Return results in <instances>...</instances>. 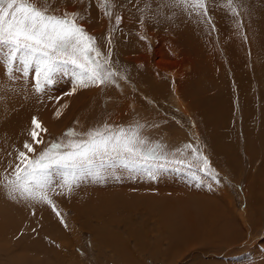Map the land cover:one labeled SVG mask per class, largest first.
I'll return each instance as SVG.
<instances>
[{
    "label": "rangeland",
    "instance_id": "rangeland-1",
    "mask_svg": "<svg viewBox=\"0 0 264 264\" xmlns=\"http://www.w3.org/2000/svg\"><path fill=\"white\" fill-rule=\"evenodd\" d=\"M46 6L56 16L74 13L94 38L92 59L108 58L119 75L84 86L79 69L68 64L48 83L35 63L25 71L19 56L9 63L1 55L6 83L32 91L33 117L46 131L37 130L42 142L36 143L32 130L16 134L12 122L0 219L16 218L18 195L12 198L8 181L24 166L20 152L35 160L53 143L66 151L70 140H86L89 130L107 125L113 132L135 130L145 141L138 147L152 155L131 167L97 164L78 173L71 190L53 172L48 201L34 209L39 220L29 216L30 224L0 232V264H264V58L250 43L251 34L264 38V0H205L196 11L155 0L157 13L144 17L133 0H47ZM163 12L176 14L172 22ZM214 93L224 109L213 121L207 101ZM9 116L16 118V106ZM171 223L194 229L176 235Z\"/></svg>",
    "mask_w": 264,
    "mask_h": 264
},
{
    "label": "snow or ice",
    "instance_id": "snow-or-ice-1",
    "mask_svg": "<svg viewBox=\"0 0 264 264\" xmlns=\"http://www.w3.org/2000/svg\"><path fill=\"white\" fill-rule=\"evenodd\" d=\"M176 3L185 9L193 7V11L205 7V0H176ZM5 4L7 7L3 6ZM46 5L47 0H0V55L5 56L9 63L19 56L25 71L30 63H35L37 76H43L48 83L52 82V73L61 71L68 64L74 66V70L79 69L76 74L84 86H87L85 81L97 85L114 82L112 77L119 73L112 69L108 58L92 59L94 38L86 37L83 28L75 22L76 15L65 13L61 17L50 14ZM106 14L111 15V12ZM116 19L119 22L120 18ZM32 124L30 135L33 141L41 143L37 139L39 131L46 130L35 117ZM86 135V140H70L64 146L68 149L66 151H59L61 145L53 143L35 160L20 152L18 159L24 166L17 165L13 170L14 179L8 181L12 198L18 195L20 199L48 201L46 189L52 182L53 172L60 173L63 186L71 190L78 179L77 174L91 170L97 164L103 167L107 163L121 161L131 167L140 161L147 163L152 155L151 149L143 152L138 147L145 141L138 138L135 130L131 133L124 129L113 132L105 125L89 130ZM24 147L29 152L34 151L27 142ZM193 154L196 155L195 152ZM200 159L206 166L207 159Z\"/></svg>",
    "mask_w": 264,
    "mask_h": 264
},
{
    "label": "bare ground",
    "instance_id": "bare-ground-1",
    "mask_svg": "<svg viewBox=\"0 0 264 264\" xmlns=\"http://www.w3.org/2000/svg\"><path fill=\"white\" fill-rule=\"evenodd\" d=\"M141 1H143V3H141ZM171 1V0H170ZM133 2H135V3H139L140 4V10L142 11V15H143V17H144V14L146 13V12H148L149 13V16H152V13L154 14V12H153V10L155 11V9H153V7H154V2H155V0H133ZM166 3V2H165ZM158 4V3H157ZM167 4V3H166ZM166 4L164 5V3H163V5L164 6H166ZM171 5V4H170ZM173 6L175 5V3H173L172 4ZM246 5V4H245ZM162 6V5H161ZM176 6V5H175ZM175 6H174V8H175ZM157 7H158V5H157ZM168 7H169V5H168ZM263 7V6H262ZM162 8H163V6H162ZM170 8V7H169ZM153 9V10H152ZM158 10H159V8H157ZM156 9V10H157ZM160 9H161V7H160ZM248 8H246V10H247ZM170 10H171V8H170ZM251 11H252V8L250 9ZM260 10V9H259ZM264 10V9H263ZM161 11V10H160ZM245 11V10H244ZM249 11V10H248ZM255 11V10H254ZM165 12V11H164ZM164 12L162 13V15H160V16H163V14H164ZM172 12V11H171ZM239 12V11H238ZM256 12V11H255ZM155 13H157L156 11H155ZM158 13L160 14V12L158 11ZM166 13V12H165ZM158 14V15H159ZM249 14H251V12L249 13ZM164 15H168V14H164ZM174 15H176V14H173L172 16L170 15H168L167 17L169 18V17H172L173 18V16ZM245 15V14H244ZM147 16V15H146ZM181 16H183V15H181ZM252 16V15H251ZM257 16V15H256ZM148 17V16H147ZM186 17V16H185ZM253 17V16H252ZM255 17V16H254ZM253 17V18H254ZM130 18V17H129ZM163 18V17H162ZM172 18H169L168 20H171V22H172V20L174 19H172ZM176 18V17H175ZM178 18V17H177ZM194 18V17H193ZM253 18H251V19H253ZM259 18V17H258ZM179 19V18H178ZM186 19V18H185ZM261 19V18H260ZM149 21L151 20L150 19V17H149V19H148ZM184 20V19H183ZM249 20V19H248ZM255 20V19H254ZM253 20V21H254ZM256 20H257V18H256ZM255 20V21H256ZM262 20V19H261ZM260 20V21H261ZM165 21V20H164ZM254 21V22H255ZM259 21V20H258ZM170 22V23H171ZM174 22V21H173ZM163 23V22H162ZM177 23V22H176ZM182 23V22H181ZM256 23V22H255ZM263 23V22H262ZM168 23H164V25H167ZM174 24V23H173ZM172 24V25H173ZM185 24H186V21H185ZM176 24H174V26H175ZM180 25V24H179ZM123 26V25H122ZM162 26V25H161ZM183 26V25H182ZM164 27H167V26H164ZM184 27V26H183ZM260 27V26H259ZM256 28V27H255ZM123 29H124V26H123ZM187 29H188V25H187ZM164 30V29H163ZM162 30V31H163ZM167 30V29H166ZM166 30H164V32L166 31ZM218 30V29H217ZM241 30V29H240ZM192 31V30H191ZM243 31V30H242ZM192 32H194V31H192ZM253 32V31H252ZM180 33V32H179ZM178 33V34H179ZM185 33V32H184ZM177 34V35H178ZM158 35H160V34H158ZM158 35H157V37L156 38H158ZM162 35H165V34H162ZM171 35V34H170ZM182 35H184V34H182ZM189 37H190V34L188 33L187 34ZM259 35V34H258ZM255 36V35H253V34H251V45H252V51L254 52V54H256V51L257 50H259L258 52L259 53H261L262 51H263V55L261 56V58H264V49L263 48H260V46L262 45V46H264V38H262V39H259V36ZM154 36V35H153ZM167 36V35H166ZM169 36V35H168ZM183 37V36H182ZM186 37V36H185ZM197 37V36H196ZM249 37V36H248ZM128 38V37H127ZM161 38H162V36H161ZM176 38H178V37H176ZM187 38V37H186ZM192 38V37H191ZM195 38V37H194ZM159 40V39H158ZM224 40V39H223ZM184 42H185V40H184ZM187 43V42H186ZM249 43V44H250ZM259 44V45H258ZM178 46V45H177ZM248 46V45H247ZM249 47V46H248ZM250 48V49H251ZM118 49V48H117ZM119 49H121L120 47H119ZM118 49V50H119ZM123 51V50H122ZM158 51V50H157ZM133 52V51H132ZM139 52V51H138ZM248 52V51H247ZM252 52V53H253ZM248 53H250V52H248ZM251 54V53H250ZM258 54V53H257ZM132 55H134V53L132 54ZM131 55V56H132ZM138 55V54H137ZM140 55V54H139ZM144 56V55H143ZM249 56V55H248ZM259 56V55H258ZM134 57H137V56H134ZM145 58V57H144ZM255 58V57H254ZM134 59V58H133ZM138 60V59H137ZM141 60V59H140ZM227 60V59H226ZM253 60V59H252ZM136 61V59H134V62ZM141 62V61H140ZM144 62V61H143ZM146 62V61H145ZM253 63V62H252ZM141 64V63H140ZM140 64H136V65H140ZM145 64V63H144ZM143 64V65H144ZM146 65V64H145ZM137 66V67H138ZM228 66H230L229 64H228ZM136 67V68H137ZM140 67V66H139ZM144 67V66H143ZM260 67L262 68L263 67V72H264V63L263 64H261L260 65ZM11 68V67H10ZM141 69V68H140ZM254 69V68H253ZM260 69V68H259ZM256 70V69H255ZM254 70V71H255ZM252 71V70H251ZM261 71V69L258 71V73ZM253 72V71H252ZM236 73V72H235ZM234 73V74H235ZM242 73V72H241ZM240 73V74H241ZM258 73H255V76H257L258 75ZM32 74H34V73H32ZM264 74V73H263ZM0 75H1V84L3 85V87L2 88H0V196H3L5 193H7L8 191H7V189L3 186V179H2V174H3V170H4V168L7 166V163H6V161H5V159H4V155L10 150L8 147H7V143L9 142V139H11L10 137H8L9 135V131L11 130V125H12V122L13 121H15L16 120V130H15V133L16 134H21L22 132L24 133V130L26 131L27 129H29V131H31V130H33V126H32V121H33V114H34V111H35V109L34 108H32L31 106H30V96H31V93H32V91H30V90H28V89H26L23 85H19L18 87L19 88H17V89H14V88H11V86H9L7 83H6V80L8 79V75H6L5 73H4V71H3V63H2V58H1V55H0ZM155 75V74H154ZM236 75V74H235ZM156 76V75H155ZM202 76H203V74H202ZM237 76V75H236ZM196 77H197V75H196ZM235 77V76H234ZM240 77V76H239ZM168 78H169V75H168ZM200 78V77H199ZM200 80V79H199ZM31 81V80H30ZM242 81V80H241ZM241 81L240 82H236V83H239V85L241 84ZM194 82H196V79L194 80ZM201 82V81H200ZM255 82V81H254ZM203 83V82H202ZM235 83V82H234ZM68 84V83H67ZM141 84V83H140ZM197 84V83H196ZM174 86V85H173ZM178 86V85H177ZM180 86H182V84L180 85ZM235 86H236V84H235ZM196 87V86H195ZM199 87V86H198ZM240 88H239V90L241 91V88L243 89V87H241V85L239 86ZM244 87H245V85H244ZM70 89V88H69ZM77 90H78V92H76V91H73V93H71V95L70 96H72V94H79L80 92H81V87L80 88H76ZM245 89V88H244ZM73 90V89H72ZM71 90V91H72ZM179 90V89H178ZM184 90V89H183ZM239 90H237V91H239ZM70 91V90H69ZM92 91V90H91ZM243 91V90H242ZM246 91V90H245ZM82 93V92H81ZM180 93V92H179ZM191 93V92H190ZM178 94V93H177ZM184 94H186V93H184ZM243 94H245V92L243 91ZM57 95H58V93H56V95L54 96V97H52V99L53 98H56L57 97ZM238 95H239V93H238ZM240 95H241V93H240ZM69 96V95H68ZM242 96V95H241ZM243 98V97H242ZM241 98V99H242ZM73 100V99H72ZM52 101H57V99H55V100H52ZM243 101V100H242ZM208 105H209V111H208V113H209V115H210V117L212 118V120L214 121V120H216L219 116H220V114L222 113V111H223V107H222V105H223V103H222V100H221V96H219L217 93H214L213 94V96L211 97V98H208ZM228 102V101H227ZM243 102H245V101H243ZM50 103H51V101H50ZM49 103V104H50ZM206 105H207V103H205ZM264 105V104H263ZM16 106V118H14V119H11L10 118V114H12L13 113V108ZM53 108V107H52ZM264 108V107H263ZM43 109V108H42ZM48 109H50V107L48 108ZM41 110V109H40ZM202 111V110H201ZM242 111V110H241ZM15 112V111H14ZM35 112H37V111H35ZM42 112V111H41ZM39 114V113H38ZM42 114H44L45 116H47L45 113H43L42 112ZM39 115H41V114H39ZM38 115V116H39ZM43 117V116H42ZM50 117H51V115H50ZM220 117H222V116H220ZM224 117V116H223ZM49 118V117H48ZM38 119H41L40 117H38ZM221 119H223V118H221ZM37 120V119H36ZM39 121V120H38ZM51 121V120H50ZM203 121V120H202ZM42 122V121H41ZM14 123V122H13ZM109 124V123H108ZM114 124V123H113ZM116 124V123H115ZM114 124V125H115ZM111 125V124H110ZM214 128V127H213ZM14 130V129H13ZM223 130V129H222ZM196 132V131H195ZM26 133V132H25ZM45 133V132H44ZM22 135V134H21ZM11 136H14L15 137V135L14 134H11ZM43 136V135H42ZM16 137H20V135H17ZM22 138V137H21ZM11 140H13V139H11ZM10 140V141H11ZM19 140V139H18ZM17 140V141H18ZM11 143V142H10ZM12 143H13V141H12ZM12 143H11V145H12ZM19 143H21V142H19ZM14 144H16L17 145V143L15 142ZM9 146V145H8ZM159 152H161V151H159ZM18 204L20 205V207H18ZM40 205H42L43 206V204H42V202L40 201V202H38V201H36V200H32V199H20L19 197H18V199L16 200V211H15V213H16V218H13V217H10L11 218V220H9V219H0V232L1 231H4V230H8V229H10L11 228V226H13V225H17L18 223H23V224H26L25 222H27V223H29L30 221L32 222V223H36L38 220H39V217L34 213V209L35 208H39V210L41 209V206ZM11 207V206H10ZM44 207V206H43ZM44 212V211H43ZM46 212V211H45ZM44 212V215L41 217V218H44L45 220H49L51 217H48V216H46L47 214V212L45 213ZM46 214V215H45ZM11 216V215H10ZM29 216L31 217V219H30V221H28L27 219L29 218ZM4 217H6V216H4ZM6 218H8V217H6ZM34 221V222H33ZM30 222V223H31ZM29 223V224H30ZM28 224V225H29ZM173 223H171V225H172ZM11 225V226H10ZM46 226H50V228L52 227V224L51 223H48ZM172 227H173V230H176V232H175V234L176 235H179V234H182L181 233V231L182 230H185V233H186V235H190L191 233L189 232V231H187V230H193L194 229V226H189V225H187V224H184L183 223V227H184V229H182L183 227L182 226H178V225H175V224H173L172 225ZM171 227V228H172ZM46 228H48V227H46ZM131 230V229H130ZM197 232V231H196ZM198 234H199V232H198ZM196 235V234H195ZM192 241V240H191ZM191 241H189V242H191ZM194 241H196L195 239H194ZM122 252H124V251H122ZM121 252V253H122ZM125 254V253H124ZM123 254V255H124ZM126 260V259H125ZM128 260H129V258H128Z\"/></svg>",
    "mask_w": 264,
    "mask_h": 264
}]
</instances>
